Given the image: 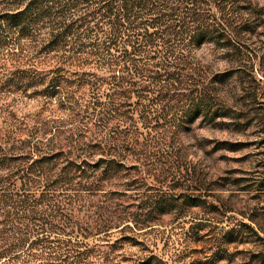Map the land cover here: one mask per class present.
Listing matches in <instances>:
<instances>
[{
  "label": "trees",
  "instance_id": "1",
  "mask_svg": "<svg viewBox=\"0 0 264 264\" xmlns=\"http://www.w3.org/2000/svg\"><path fill=\"white\" fill-rule=\"evenodd\" d=\"M233 2L0 0V100L32 93L70 116L25 126L0 105V264H122L109 237L132 214L94 206L90 195L124 153L152 149L142 133L175 138L197 121L232 119L231 75L198 50L246 49L245 23L229 21ZM73 122L80 128H65ZM150 200L153 215L176 208L171 197Z\"/></svg>",
  "mask_w": 264,
  "mask_h": 264
},
{
  "label": "rangeland",
  "instance_id": "2",
  "mask_svg": "<svg viewBox=\"0 0 264 264\" xmlns=\"http://www.w3.org/2000/svg\"><path fill=\"white\" fill-rule=\"evenodd\" d=\"M232 8L230 23L237 29L245 23L240 39L246 49L233 55L212 48L208 62L231 75L224 90L232 119L197 121L175 138L142 133L139 141L152 149L124 153L128 161L90 195L94 206L132 214L135 222L128 219L109 237L122 264L149 255L157 264H264V0H234ZM0 105H9L25 126L36 117H70L57 99L45 102L32 93ZM65 128L75 131L80 124ZM161 195L173 198L176 208L161 216L146 212L150 199Z\"/></svg>",
  "mask_w": 264,
  "mask_h": 264
},
{
  "label": "clouds",
  "instance_id": "3",
  "mask_svg": "<svg viewBox=\"0 0 264 264\" xmlns=\"http://www.w3.org/2000/svg\"><path fill=\"white\" fill-rule=\"evenodd\" d=\"M200 53V56L206 60V62H212L214 59V53L212 50V46L210 44H204L201 46V48L198 50Z\"/></svg>",
  "mask_w": 264,
  "mask_h": 264
}]
</instances>
